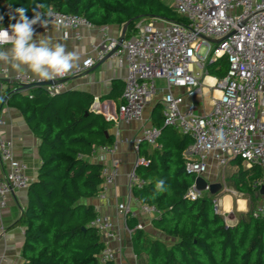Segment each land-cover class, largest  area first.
<instances>
[{
	"label": "trees",
	"instance_id": "16d2710c",
	"mask_svg": "<svg viewBox=\"0 0 264 264\" xmlns=\"http://www.w3.org/2000/svg\"><path fill=\"white\" fill-rule=\"evenodd\" d=\"M41 3L98 24L127 22L130 34L136 32L140 20L185 22L183 15L161 0H0V27L14 22L10 17L16 8H27L30 19ZM206 71L224 76L226 59L207 64ZM19 93L15 91L11 97L17 96L15 106L39 140L40 158L36 177L27 187V204L15 222L24 227L22 264H115L99 257L105 242L90 225L97 212L83 202L100 190L103 164L88 156L95 146L114 142L107 132L111 120L91 110L94 99L86 92L65 89L49 93L41 85L30 91L31 98ZM162 121L160 118L155 125L160 129V148L148 152L140 149L145 142L139 144L138 153L148 163L136 167L135 173L144 183L131 191L139 203L159 210L152 224L172 241L166 244L151 238L136 227L135 218H127L137 264H264V207L258 205L260 196L255 193L260 168L240 167L225 178L227 186L245 194L249 201L247 212L234 225H227L213 203L222 189L194 200L186 196L195 178L184 170L182 151L192 140ZM158 180L164 181L165 191H156Z\"/></svg>",
	"mask_w": 264,
	"mask_h": 264
},
{
	"label": "built area",
	"instance_id": "2783aa9c",
	"mask_svg": "<svg viewBox=\"0 0 264 264\" xmlns=\"http://www.w3.org/2000/svg\"><path fill=\"white\" fill-rule=\"evenodd\" d=\"M172 8L185 17L184 23L140 20L135 25L136 34L131 37L123 35L121 41V36L110 37L106 34V27H101L104 37L93 45V53L66 76L48 80L51 84L43 86L49 93L65 90L68 77L83 74L114 50L111 57L120 64L124 63L127 70L121 102L116 109L120 120H140L146 103L158 96L163 125L188 134L192 140L182 155L187 173L193 174L194 178L203 177L208 185L211 181L205 174L210 162L215 161L223 167L233 159H239L247 168L257 165L264 172V0H173ZM53 10V17H44L45 27L38 23L34 28L47 31L51 26L61 25L60 28L72 29L79 37L80 28L91 25L83 16ZM9 24L1 27L7 28ZM201 48H204L202 54ZM221 57L227 62L226 74L222 77L207 74V64ZM8 74L6 68L0 67V80L10 77ZM207 76L210 81L204 84ZM10 79L15 89L22 84L45 82L26 73H16ZM156 81H163V84L158 86ZM203 86L219 92L218 97L212 98L209 110L186 99L199 96ZM179 89L186 91L177 92ZM28 97L31 98V94ZM7 98L8 93L0 91V105ZM106 119L114 120L111 115ZM218 131L224 134L220 146L216 140ZM159 135L158 127L149 126L135 139L137 157L129 174V190L144 183L135 173L137 166L148 163L146 157L138 154L139 144L145 142L156 146ZM118 143L115 140L110 145L99 146V161L102 162L106 154H113ZM0 165L3 169L0 208H3L10 193L15 189H27L32 179L26 174V165L14 157L12 141L2 134ZM101 175L103 181L97 196L103 198L117 175V169L103 165ZM262 185L264 180L258 182L259 190ZM207 192L208 187L198 190L193 181L186 196L194 200ZM213 203L217 211L216 198ZM117 212L126 219L141 214L151 217L159 214L156 207L145 203H139L135 209L127 203H119ZM90 225L98 229L105 242L99 257L113 260L109 241L117 237L114 224L107 216L97 214ZM136 227L141 229L139 224ZM128 230L131 233V229Z\"/></svg>",
	"mask_w": 264,
	"mask_h": 264
},
{
	"label": "crops",
	"instance_id": "0c3cea01",
	"mask_svg": "<svg viewBox=\"0 0 264 264\" xmlns=\"http://www.w3.org/2000/svg\"><path fill=\"white\" fill-rule=\"evenodd\" d=\"M161 1L167 4L164 0ZM90 24V26L80 28L79 37L75 36L72 29L57 28L56 26H51L47 31L35 29V32L37 36L45 35L53 42L64 44L68 51L79 53L80 60L78 65L87 55L93 53V45L98 44L103 39L104 34L101 31V27H106V34L110 37L119 38L121 35L131 37L136 34V32L134 34L126 32V22L108 24L90 22ZM8 46L10 47V45ZM100 60L83 74L68 77L65 81L66 89L86 92L92 95L94 100L91 110L102 114L106 118L109 115L113 116L114 120H111L107 132L114 136V141H119L116 151L113 154H106L102 162L98 158L99 146H95L93 153L88 156L89 160L100 162L109 168L115 166L117 175L113 183L105 190L103 198L95 196L84 199L83 202L94 206L98 215L107 216L114 224L117 237L109 241V246L113 249V261L115 264H137V258L132 250L131 234L128 230L131 228H129L127 219L117 212V205L119 203H127L134 209L139 205V201L128 188L129 174L134 168L137 157V152L134 150V141L140 136L144 128L155 126L157 121L160 118L162 119V109L158 104L160 98L154 96L146 103L143 116L140 120L131 122L120 120L116 116V102L120 100L123 80L127 73L126 65L118 63L111 56L101 63H99ZM0 67L6 68L10 77L16 73H26L33 76L28 72H17L10 66L2 63H0ZM10 77H3L0 80V91L7 92L9 96L0 105V134L12 141L14 157L26 165V174L33 180L36 177L40 164L38 155L39 140L29 130L21 112L15 106L18 98L17 96L11 97V94L15 92L16 86ZM208 77L204 78V84L209 83L207 81ZM36 87L38 86L18 90L20 92L19 96L28 95ZM185 91L186 89L177 90L180 93H185ZM201 95L206 97V103L210 109L212 98L218 97L219 92L217 90L212 91L203 86L202 93L199 96L193 98L186 97V99L187 101L196 103L198 107L204 108V106H200ZM144 148L149 152L153 149H159L160 144L157 143L156 146H152L142 143L140 149ZM185 149L182 151V155ZM240 167L249 169L234 159L230 160L223 167L218 166L213 161L210 162L209 169L205 174L211 182L222 184L220 196L216 198L218 207L220 208L217 212L222 214L224 219L227 216L230 221L232 220L230 222L225 219L227 225H234L240 215L246 213L249 207L248 197L233 187L227 186L225 183V178L233 174ZM2 173L3 169L0 165V178L2 177ZM262 180H264V172L260 169L259 181ZM255 193L260 196L258 205H264V195L260 193L259 189L255 190ZM26 204L27 189H15L7 197L6 206L0 208V264H22L23 262L21 248L24 241V227L15 224V222L21 216ZM153 218L149 215L141 214L135 218L136 225H141V229L151 238H156L169 244L172 239L153 226Z\"/></svg>",
	"mask_w": 264,
	"mask_h": 264
},
{
	"label": "clouds",
	"instance_id": "9594fccd",
	"mask_svg": "<svg viewBox=\"0 0 264 264\" xmlns=\"http://www.w3.org/2000/svg\"><path fill=\"white\" fill-rule=\"evenodd\" d=\"M27 10L24 6L16 8L15 15L10 17L16 22L9 24L7 28L0 27V63L17 72L31 73L40 81L66 76L78 67L80 54L68 51L64 44L53 42L45 35L37 36L34 28L38 23L42 27L46 26L44 17H53V8L43 3L38 4L33 9L34 15L31 19L26 15ZM2 20L3 17L0 16V21ZM60 27L61 25H57V28ZM216 140L218 146L223 144L222 131L216 133ZM155 188L157 192L165 191L164 181L158 180Z\"/></svg>",
	"mask_w": 264,
	"mask_h": 264
},
{
	"label": "water",
	"instance_id": "95a60500",
	"mask_svg": "<svg viewBox=\"0 0 264 264\" xmlns=\"http://www.w3.org/2000/svg\"><path fill=\"white\" fill-rule=\"evenodd\" d=\"M15 22H16V20H14L13 23H15ZM127 24H128V23L126 22L125 26H126ZM124 29H125V27H124ZM122 38H123V35H121V37H120V41L122 40ZM215 42H218V41H215ZM113 51H114V50H111L106 56H104V57L100 60L99 63H101V62L105 61L106 59H108V58L111 56V54H112ZM49 84H51L50 81H45V82H43L42 84H37V83H35V84H22V85H20V87H19L18 89H16L15 91H18V90H20V89L32 88V87H35V86L49 85ZM194 184H195L196 189H198V190H205L206 187H208V192L211 193V194H215L216 192H218V191H220V190L222 189V184H221V183H218V182H210V183H208V185H207V181H206L203 177H201V176H198V177H196V178L194 179ZM260 193H261L262 195H264V185L261 186Z\"/></svg>",
	"mask_w": 264,
	"mask_h": 264
},
{
	"label": "rangeland",
	"instance_id": "374dc122",
	"mask_svg": "<svg viewBox=\"0 0 264 264\" xmlns=\"http://www.w3.org/2000/svg\"><path fill=\"white\" fill-rule=\"evenodd\" d=\"M168 5H172V0H164ZM172 7V6H171ZM137 32V31H136ZM204 52V48H201V50H200V54H202ZM156 84L159 86L160 84H163V81H156ZM207 99H206V97L204 96V95H201V102H200V106H204V109L205 110H209V107H208V105H207ZM228 192V191H227ZM260 207H264V205H260ZM217 210L219 211L220 210V208L217 206ZM236 217H238V216H236ZM225 219H227V221H230L229 220V217H227L226 216V218ZM232 221V220H231ZM230 221V222H231Z\"/></svg>",
	"mask_w": 264,
	"mask_h": 264
},
{
	"label": "bare ground",
	"instance_id": "6f19581e",
	"mask_svg": "<svg viewBox=\"0 0 264 264\" xmlns=\"http://www.w3.org/2000/svg\"><path fill=\"white\" fill-rule=\"evenodd\" d=\"M207 81H210V78H207Z\"/></svg>",
	"mask_w": 264,
	"mask_h": 264
}]
</instances>
